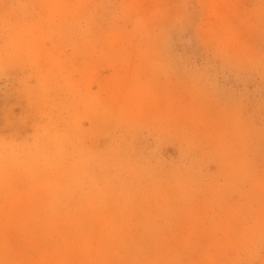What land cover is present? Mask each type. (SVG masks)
I'll return each mask as SVG.
<instances>
[{"label": "rangeland", "instance_id": "374dc122", "mask_svg": "<svg viewBox=\"0 0 264 264\" xmlns=\"http://www.w3.org/2000/svg\"><path fill=\"white\" fill-rule=\"evenodd\" d=\"M0 264H264V0H0Z\"/></svg>", "mask_w": 264, "mask_h": 264}]
</instances>
